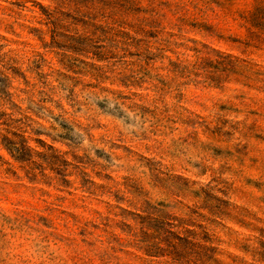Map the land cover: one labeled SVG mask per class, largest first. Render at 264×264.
<instances>
[{
	"label": "rangeland",
	"instance_id": "1",
	"mask_svg": "<svg viewBox=\"0 0 264 264\" xmlns=\"http://www.w3.org/2000/svg\"><path fill=\"white\" fill-rule=\"evenodd\" d=\"M0 264H264V0H0Z\"/></svg>",
	"mask_w": 264,
	"mask_h": 264
}]
</instances>
